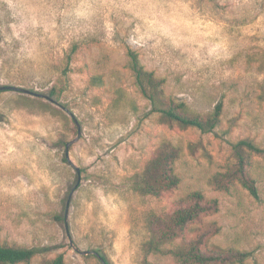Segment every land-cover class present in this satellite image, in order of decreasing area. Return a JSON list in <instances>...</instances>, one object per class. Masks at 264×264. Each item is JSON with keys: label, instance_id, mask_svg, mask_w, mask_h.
I'll return each instance as SVG.
<instances>
[{"label": "rangeland", "instance_id": "374dc122", "mask_svg": "<svg viewBox=\"0 0 264 264\" xmlns=\"http://www.w3.org/2000/svg\"><path fill=\"white\" fill-rule=\"evenodd\" d=\"M128 49L192 110L221 102L219 125L159 123L133 82ZM0 85L50 105L0 91V240L39 251L19 264L59 253L64 264H102L75 247L142 264L145 215L171 212L196 190L219 203L204 218L219 227L211 242L249 251L243 264H264V156L252 160L257 197L239 183L229 192L208 184L233 161L236 141L264 148V0H0ZM72 116L81 134L66 157L77 135ZM165 139L183 150L178 186L158 197L134 193L129 177ZM149 260L176 264L169 255Z\"/></svg>", "mask_w": 264, "mask_h": 264}, {"label": "trees", "instance_id": "16d2710c", "mask_svg": "<svg viewBox=\"0 0 264 264\" xmlns=\"http://www.w3.org/2000/svg\"><path fill=\"white\" fill-rule=\"evenodd\" d=\"M75 46L71 53L76 50ZM126 55L133 82L140 94L149 101L150 111L157 114L159 123L170 128L194 127L201 132H212L219 125L223 109L221 102L209 112H196L185 101L166 93L165 78L147 69L136 51L128 49ZM70 58L71 55H67V59ZM90 82L100 85L102 79L94 75ZM49 93L54 95L55 89L52 88ZM21 98L29 99L25 95H21ZM33 100L44 110L50 108L39 96ZM182 153L180 145L168 139L162 140L143 168L129 177L130 189L141 196L158 197L176 188L180 177L175 171V163ZM256 155L264 156V148L249 138L236 141L232 144L233 161L224 171L210 176L208 184L215 190L229 192L235 183H239L257 197L256 178L251 170ZM218 204L216 198H208L196 190L182 197L171 212H148L144 219L147 237L140 244L142 264H153L149 260L150 255H169L176 264H243L250 255L249 251L221 246L210 240L219 227L213 221L205 222L204 218L217 212ZM38 252L34 247L11 245L0 240V264L29 263ZM98 253L106 264H111L105 253ZM41 264H64V256L59 253Z\"/></svg>", "mask_w": 264, "mask_h": 264}, {"label": "water", "instance_id": "95a60500", "mask_svg": "<svg viewBox=\"0 0 264 264\" xmlns=\"http://www.w3.org/2000/svg\"><path fill=\"white\" fill-rule=\"evenodd\" d=\"M2 90H12V91H15V92H18V93H22V94H31V95H34V96H41L40 94L38 93H33L32 91H30L29 89H26L24 87H20V86H13V85H0V91ZM46 99L50 100L51 99L49 97H45ZM67 111V110H66ZM73 118V121L77 127V135L74 139H71L69 141L66 142L65 144V152H66V157H67V154H68V149H69V146L71 144H73L75 141H77L80 137V134H81V130H80V125L78 123V121L76 120V118L74 116H72ZM69 163L73 166V168L75 169L77 175H78V179L77 181L79 182L80 180V169L73 165L70 161ZM72 195V191L70 192L69 194V197L67 199V203H66V214H67V211H68V203H69V199H70V196ZM72 245V243H70ZM76 252H78L79 254H82V255H87V254H94L102 264H106V262L103 260V258L101 257V255L95 251V250H81L79 248H74Z\"/></svg>", "mask_w": 264, "mask_h": 264}]
</instances>
